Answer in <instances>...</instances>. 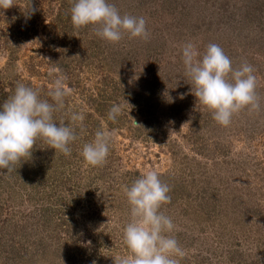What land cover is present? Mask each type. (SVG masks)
<instances>
[{"label":"rangeland","instance_id":"obj_1","mask_svg":"<svg viewBox=\"0 0 264 264\" xmlns=\"http://www.w3.org/2000/svg\"><path fill=\"white\" fill-rule=\"evenodd\" d=\"M109 3L143 16L150 38L110 44L91 25L77 31L70 0H16L0 11V105L18 83L50 99L63 75L71 91L54 121L85 116L71 155L37 140L31 158L0 170V264H114L127 254L123 188L146 170L171 189L162 211L177 225L180 264H264V0ZM187 42L201 54L219 45L233 67L251 64L260 110L217 124L190 92ZM113 104L122 106L115 121ZM99 128L114 133L109 155L86 168L80 152Z\"/></svg>","mask_w":264,"mask_h":264},{"label":"clouds","instance_id":"obj_2","mask_svg":"<svg viewBox=\"0 0 264 264\" xmlns=\"http://www.w3.org/2000/svg\"><path fill=\"white\" fill-rule=\"evenodd\" d=\"M70 3L71 23L77 31L91 25L95 34L110 44L119 43L125 36L145 41L150 38L143 16L121 14L109 0H70ZM16 5V0H0V11ZM35 11L30 7L27 14ZM181 59L197 105L209 111L220 126L228 127L233 116L242 110H260L255 69L247 61L233 67L219 45L209 44L201 54L192 42L181 46ZM66 80L63 75L52 79L47 93L50 99H42L38 90L18 83L14 93L0 105V170L11 173L24 158H31L37 140L54 149L55 155L57 152L71 155L70 145L78 139L75 125L83 130L85 116L72 112L70 124L54 121L53 114L64 108L65 97L71 91ZM121 114L122 106L113 104L107 118L115 121ZM132 120L136 127H141ZM113 135L104 128L96 130L93 140L85 143L80 152L84 167L106 162ZM123 191L130 215L122 231L127 254L115 257L114 264H180L178 257L184 251L171 235L177 225L162 211L163 205L171 203L169 185L162 182L156 170H146L130 186H124Z\"/></svg>","mask_w":264,"mask_h":264}]
</instances>
